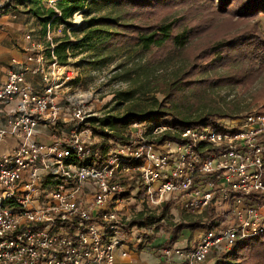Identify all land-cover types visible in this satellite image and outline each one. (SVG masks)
<instances>
[{
  "label": "built area",
  "instance_id": "obj_1",
  "mask_svg": "<svg viewBox=\"0 0 264 264\" xmlns=\"http://www.w3.org/2000/svg\"><path fill=\"white\" fill-rule=\"evenodd\" d=\"M45 35L46 46L26 35V58L13 60L0 84V140L21 137L0 152V264H115L131 240L157 238L159 264H202L264 233V111L185 128L136 120L102 153L89 100L60 96L75 70L55 52L50 24ZM166 204L175 215L221 218L185 244L171 243L167 227L155 231L156 220L130 226L133 215Z\"/></svg>",
  "mask_w": 264,
  "mask_h": 264
},
{
  "label": "rangeland",
  "instance_id": "obj_2",
  "mask_svg": "<svg viewBox=\"0 0 264 264\" xmlns=\"http://www.w3.org/2000/svg\"><path fill=\"white\" fill-rule=\"evenodd\" d=\"M220 4L221 0H151L135 6L96 2L86 4L83 10L78 11V22L73 19L71 27L51 24L55 47L67 40V36L74 41L82 38L90 17L117 13L126 17L121 20L123 23L151 26L146 29L171 22L172 34L185 31L189 36L184 46L167 43L145 52L138 43L134 28L127 26L115 29L124 33L115 36L117 49L108 55L101 56L89 47L75 48L72 45L67 50L66 63L74 68L75 78L60 96L82 94L97 116H118L129 107L152 108L159 103H172L176 111L190 116L213 112L215 122L251 110L264 111V12L243 16L238 9L230 7L224 10ZM87 8L90 13H87ZM100 28L102 36L113 30L106 26ZM35 38L47 45L42 29ZM188 69L195 72L189 78L197 80L189 83L194 86L182 91L171 89L169 83ZM162 121H168L163 124L170 125L172 115H166ZM95 139L98 141L99 137ZM136 201L131 200L130 203ZM164 208L153 214L155 217L148 222L137 224L156 220V231L184 217H193L185 210H178V215H175L167 209L162 220ZM135 217L133 215L131 219ZM193 230L196 229L185 227L180 234L190 233L191 237L195 233ZM152 245H157V240ZM253 248L256 249L252 246L239 251L238 264H252L258 258L253 254ZM150 250L157 253V248L151 247ZM221 253L214 252L210 256L213 257L211 264H215L217 254Z\"/></svg>",
  "mask_w": 264,
  "mask_h": 264
},
{
  "label": "trees",
  "instance_id": "obj_3",
  "mask_svg": "<svg viewBox=\"0 0 264 264\" xmlns=\"http://www.w3.org/2000/svg\"><path fill=\"white\" fill-rule=\"evenodd\" d=\"M151 0H56V7L50 6V0H7L3 6L0 7V15L11 12L13 10L19 9L21 6L25 8L26 13H30L37 18V21L41 25L43 33L46 34L48 25L50 24H59L65 25V27L73 26L74 14L80 10H83L86 7V4H93L96 2L102 4H118V5H141L144 3H149ZM236 6V7H235ZM120 7V6H119ZM220 7L224 10H229L230 7L238 9V12L241 15H254L256 13L264 12V0H221ZM87 13L91 11L89 8L86 9ZM126 19L123 16V13H117L116 15H104L98 17H90L87 21V25L82 38L78 41L71 40L67 36V40L61 41L56 47L55 52L57 53L61 62L66 63L67 60V50L69 48L75 47H89L91 50H95L98 54L108 55L110 52L115 51L116 37L119 34L124 32L115 30L116 28H125L127 26H132L133 31L137 33V40L141 49L145 52L150 51L152 48H160L165 46L167 43H174L175 45L184 46L189 41V36L186 35V32H178L172 34V24L171 22H164L154 29H146L151 26H144L138 23L126 24L121 20ZM100 26L111 27L113 30L108 33L106 36L99 34ZM97 38V41L94 39ZM170 41V42H169ZM105 61V60H104ZM194 70L188 69L184 71L180 76L175 77L169 85L174 91H182L185 88L189 89L194 85L189 83L195 82L197 80L189 79L194 74ZM185 75V76H183ZM173 95V94H172ZM171 95V96H172ZM166 102H170L167 100ZM172 115V121H169V124L175 128H185L188 126L195 125H207L215 122V113H200L195 116H190L184 114L183 112L176 111L173 107V104L164 103L158 104L156 107H143L135 106L129 107L128 110L121 115H103V116H93L89 119L90 126L93 128L96 136L99 137L98 142L95 146L101 147L102 153H106L108 149L114 145L115 142L126 140V132L129 127V124L133 121H147L150 125L163 124V118L168 115ZM166 136H170L171 132H166ZM168 209L167 204L162 211V216L166 213ZM187 213V212H185ZM192 218L184 217L178 222H173L167 229L173 234L171 243L174 242L179 236L180 232L185 227H191L192 229L203 225H213L217 221H213L214 218H221L216 216L214 212L207 211L206 216L198 217L190 213ZM154 215H145L143 212L139 213L134 219H132L129 224L133 223H146L151 218H154ZM264 233H259L255 236H249L245 238H237L234 245L227 251L217 254L215 264H238L236 258L238 257L239 251L245 248H253L254 256L257 255L258 258L253 261L252 264H264V241L262 238ZM159 246V245H158ZM242 262V261H241ZM249 264V263H248ZM251 264V263H250Z\"/></svg>",
  "mask_w": 264,
  "mask_h": 264
},
{
  "label": "crops",
  "instance_id": "obj_4",
  "mask_svg": "<svg viewBox=\"0 0 264 264\" xmlns=\"http://www.w3.org/2000/svg\"><path fill=\"white\" fill-rule=\"evenodd\" d=\"M5 2L7 0H4ZM41 29V25L37 18L30 13L25 12V8L21 6L19 9L0 15V84L7 79V74L13 65V60H24L27 56V47L29 42L26 35L33 32L36 37ZM30 81L37 89H41V78L34 74L29 76ZM3 113L0 112V117ZM20 135H9L0 140V152L7 151L15 147L20 141ZM40 139L47 140V135L40 136ZM195 232V230H193ZM171 232L168 230V234ZM190 233L177 238L176 244H185ZM165 238V237H164ZM173 236L169 237L171 242ZM163 238H157L160 242ZM155 241V240H154ZM151 247L157 248V253L152 252ZM209 257L202 264H211ZM160 257L158 255L157 245H143L136 240L129 243V255L122 256L117 254L115 264H159Z\"/></svg>",
  "mask_w": 264,
  "mask_h": 264
}]
</instances>
